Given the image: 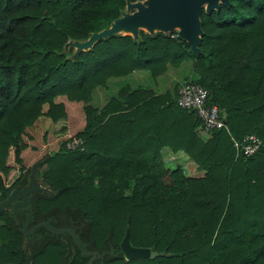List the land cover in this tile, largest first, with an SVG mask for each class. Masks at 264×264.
<instances>
[{"label":"trees","instance_id":"obj_1","mask_svg":"<svg viewBox=\"0 0 264 264\" xmlns=\"http://www.w3.org/2000/svg\"><path fill=\"white\" fill-rule=\"evenodd\" d=\"M22 1V0H21ZM133 1V0H130ZM125 0H35L0 6V201L39 175L45 191L26 193L27 227L43 221L70 228L90 264H264V0H229L199 10L198 51L175 31L114 33L73 55L69 39L105 27ZM190 60L206 100L224 113L225 127L197 135L192 109L175 104L177 89L155 93L127 84L98 111L91 90L135 69L156 76ZM83 103L74 134L83 147L63 144L32 168L22 162L24 128L38 116L53 136L67 133L64 104ZM252 133L249 155L235 150ZM181 150L199 173L162 168V149ZM19 198L18 195H16ZM26 212L0 208V264H87L68 231L44 226L21 231ZM148 246L153 257L125 258L119 240Z\"/></svg>","mask_w":264,"mask_h":264},{"label":"water","instance_id":"obj_2","mask_svg":"<svg viewBox=\"0 0 264 264\" xmlns=\"http://www.w3.org/2000/svg\"><path fill=\"white\" fill-rule=\"evenodd\" d=\"M219 3L228 5L229 0H125V8L131 9L130 11H121L107 26L101 27L96 31H91L83 39L67 40L65 46L71 45L74 48L73 55H75L78 51L89 48L98 38L107 37L114 33L129 34L132 37H136L137 30L142 29L148 33L153 31L165 33L175 31L178 37L186 41L191 51H198L199 37L202 33L199 10L202 8L204 12H209L211 9H217ZM174 28L175 30H173ZM35 190L46 191L47 187L33 180L31 173H28L27 184L23 187H12L8 195L0 201V208L9 206L10 210L15 214L20 211L26 212L25 218L21 223V231L25 235H30L29 245L33 243V229L38 225L44 226L52 233L68 231L81 253L90 255L87 261V264H90L95 256V252L82 250L79 240L70 228L52 229L43 221L27 227L30 209L26 205V193ZM15 194L19 198L13 199ZM8 203L10 205H7ZM119 247L125 258L153 257L156 254V251L150 249L148 246L131 245L128 240L127 228H125L119 240Z\"/></svg>","mask_w":264,"mask_h":264},{"label":"rangeland","instance_id":"obj_3","mask_svg":"<svg viewBox=\"0 0 264 264\" xmlns=\"http://www.w3.org/2000/svg\"><path fill=\"white\" fill-rule=\"evenodd\" d=\"M130 10L124 6L122 11ZM193 76L190 60H183L175 67L168 65L163 72L156 76L149 75L146 70L135 69L123 76L108 77L103 85L95 86L90 92L88 103L97 112L100 106L111 96H114L117 89L124 84H127L130 88L142 86L155 93H160L164 90H170L173 93L174 89L176 90L185 79L193 78ZM57 98L64 104L67 118V133L63 136H53L51 134V124L45 116H38L27 125L22 134L25 146L20 153L23 164L30 168H32L33 163L40 156L56 149L60 141L62 143L66 136L75 135L74 133L80 130L83 125V103L65 100L63 97ZM195 131L200 136L197 129ZM200 137H203V135ZM159 163L162 168H173L178 165L185 175L195 176L199 173L195 169L194 163L181 150L171 152L167 148H164ZM29 173H31L33 180L43 185L39 175L32 173V171ZM47 191L48 189L45 192ZM7 205H10V203Z\"/></svg>","mask_w":264,"mask_h":264},{"label":"built area","instance_id":"obj_4","mask_svg":"<svg viewBox=\"0 0 264 264\" xmlns=\"http://www.w3.org/2000/svg\"><path fill=\"white\" fill-rule=\"evenodd\" d=\"M208 90L196 81L185 79L177 88L175 104L181 108L192 109L199 123L196 127L198 133L207 135L212 129L225 127L224 113L222 109L213 102L206 100ZM231 143L236 152L240 151L243 155H249L260 145V140L252 133L246 134L238 141L231 139ZM66 149L82 148L83 140L80 136H66L62 141Z\"/></svg>","mask_w":264,"mask_h":264},{"label":"flooded vegetation","instance_id":"obj_5","mask_svg":"<svg viewBox=\"0 0 264 264\" xmlns=\"http://www.w3.org/2000/svg\"><path fill=\"white\" fill-rule=\"evenodd\" d=\"M35 0H0V6H11V7H17L20 5L29 6L31 5ZM16 194L14 195L13 199H16ZM10 208V207H9Z\"/></svg>","mask_w":264,"mask_h":264},{"label":"crops","instance_id":"obj_6","mask_svg":"<svg viewBox=\"0 0 264 264\" xmlns=\"http://www.w3.org/2000/svg\"><path fill=\"white\" fill-rule=\"evenodd\" d=\"M164 148H166V147H164ZM164 148H163V149H164ZM163 149H162V150H163Z\"/></svg>","mask_w":264,"mask_h":264}]
</instances>
